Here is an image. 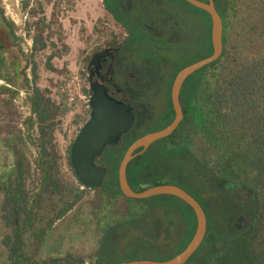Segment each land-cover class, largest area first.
<instances>
[{"label": "trees", "instance_id": "1", "mask_svg": "<svg viewBox=\"0 0 264 264\" xmlns=\"http://www.w3.org/2000/svg\"><path fill=\"white\" fill-rule=\"evenodd\" d=\"M179 1L207 19L209 42L207 52L200 58L203 59L212 53L209 15ZM213 1L223 24L222 55L186 79L179 95L183 120L171 136L153 143L129 163L127 181L136 192L173 184L199 202L206 215L207 232L187 264H264V0ZM105 6L110 10L107 2ZM15 32L12 22L0 21V81L3 82L0 100L5 97L12 100L19 90L29 89L18 46L22 39ZM46 48L41 29L34 31L28 54L32 75L29 104L33 117L28 121L37 125L39 133L34 170L38 186L27 188L30 168L17 144L11 147L13 167L0 176L4 193L2 219L10 230L2 240L5 264H82L71 256L47 261L34 257L44 234V226L37 223L46 197L64 200L55 216L58 219L83 195L79 188H67L69 182L59 173V156L53 144L59 107L36 82L38 73L33 58ZM54 57L50 55L47 59ZM48 69L53 70V66L48 65ZM176 73L172 74L166 90L167 112L160 125L149 131L167 126L174 118L169 87ZM140 135L128 132L119 146L106 147L97 160L98 165L107 168L102 187L97 191L116 204L114 209L120 200L127 202L124 208L129 217L124 223L140 221L151 210L154 214L151 226L144 229L135 246L140 247L141 243V250L115 264L139 259L168 260L186 247L195 230L192 209L175 197L131 200L121 194L118 166L129 145ZM10 139L15 142V138ZM70 147L66 164L76 179L69 161ZM213 211L221 214L218 220L213 218ZM243 214L248 217L247 225L237 229L234 222ZM176 222L182 228L181 237L174 250L166 251L170 240L168 230H173ZM115 229H107L104 234ZM28 233L30 239L26 238ZM111 244V239L101 240L96 264H108L106 253Z\"/></svg>", "mask_w": 264, "mask_h": 264}, {"label": "rangeland", "instance_id": "2", "mask_svg": "<svg viewBox=\"0 0 264 264\" xmlns=\"http://www.w3.org/2000/svg\"><path fill=\"white\" fill-rule=\"evenodd\" d=\"M165 1L161 12L157 11L154 15L159 16V19L164 18L165 29L167 22L174 19L176 22L173 28L176 27L183 37L174 45L156 43L157 47L165 50L157 54L154 61L160 62V57L166 58V61L160 71L158 70L160 80H164V86L160 80L156 81L153 91L146 99L154 107L155 116L150 122L153 128L159 126L160 111L167 109L164 90L172 74L200 60L207 52L209 42L208 23L203 14L179 0ZM0 13V21L3 19L4 22H12L15 34L22 39L18 46L23 54L22 66L29 88L19 90L12 100L6 97L0 100V176L8 173L13 167L14 156L11 147L17 144L30 168L26 179L27 188L32 190L38 186L34 170L39 133L37 125H31L28 121V118L33 117L29 104L32 75L28 54L32 47L34 31L41 29L47 41V48L37 52L33 60L37 65V85L47 91V96L59 107L53 134V144L59 156V173L69 182L67 188L83 190L81 199L58 219L55 216L63 207L64 200L57 196L46 197L45 207L38 215L37 224L44 226V234L38 243L35 259L47 261L71 256L77 263L79 261L82 264H96L97 250L104 238L113 242L106 253L108 264H115L138 253L141 243L140 247L135 246L141 240L144 229L151 226L153 210L140 221L124 223L129 217L124 208L127 202L120 200L118 208L114 209L116 204L109 201L102 192L80 186L66 164L67 149L90 115L88 85L84 71L87 54L98 43L102 45L110 42L108 40L112 35L119 32L102 10V0H0ZM117 42L111 39L112 44ZM50 55L55 57L48 60ZM147 59H150L149 56ZM48 65L53 66V70H49ZM10 138H15V142ZM3 196L0 180V264H5L6 259L2 240L10 233L2 219ZM220 215L216 211L212 213L215 220H218ZM176 225L173 230H168L170 240L166 251L174 250L178 244L177 240L181 237L182 228L177 222ZM111 228L116 229L108 235L104 234ZM30 237L28 233L26 238Z\"/></svg>", "mask_w": 264, "mask_h": 264}, {"label": "water", "instance_id": "3", "mask_svg": "<svg viewBox=\"0 0 264 264\" xmlns=\"http://www.w3.org/2000/svg\"><path fill=\"white\" fill-rule=\"evenodd\" d=\"M192 7L202 10L210 18L211 55L200 59L180 69L172 82L170 101L174 118L167 126L146 133L134 140L120 160L117 179L121 194L131 200H147L158 196L175 197L187 204L195 215L194 234L186 247L165 261L148 259L131 260L120 264H187L201 247L206 232L207 219L199 202L182 188L173 184H164L147 188L141 192L132 190L127 181V167L137 156L143 154L153 143L163 140L173 134L181 121L183 112L179 101L181 88L190 76L204 67L217 61L223 52V24L216 11L213 0H183ZM92 95L88 99L90 115L80 132L71 144L69 161L77 182L84 188L98 189L102 187L107 174V168L97 164L106 147L116 146L120 138L128 133L133 123L132 109L129 105L117 102L107 95L102 87L91 86ZM247 215L239 216L234 227H245Z\"/></svg>", "mask_w": 264, "mask_h": 264}, {"label": "flooded vegetation", "instance_id": "4", "mask_svg": "<svg viewBox=\"0 0 264 264\" xmlns=\"http://www.w3.org/2000/svg\"><path fill=\"white\" fill-rule=\"evenodd\" d=\"M105 2L109 4L110 10L106 8ZM165 2V0L163 2L161 0H102V10L119 31L115 32L111 39L118 42L112 44L110 39L108 40L110 42L105 44L98 43L87 54L84 71L89 97L92 95L90 88L94 85L104 88L107 95L115 101L129 105L132 109L133 123L128 132L133 134L144 135L152 132L149 130L153 128L150 122L155 116L154 107L146 99L153 91L154 83L160 80L158 72L166 61L164 57H160V62L154 61L156 55L165 50V48L157 47L156 43L174 45L183 37L176 27L173 28L176 22L174 19L167 22L168 26L165 29L164 18L160 16L161 19H159V16L154 15L160 11ZM169 38L171 40L168 41ZM137 41L144 43L138 44ZM147 56L150 59H147ZM163 81V79L160 80V82ZM168 85L169 83L167 87ZM167 87L165 86V95ZM165 101H167L166 98ZM160 112L161 120L167 109ZM123 136L116 146L121 144Z\"/></svg>", "mask_w": 264, "mask_h": 264}]
</instances>
